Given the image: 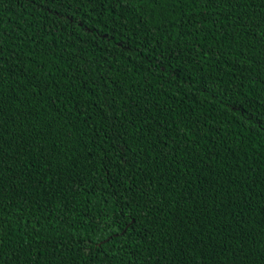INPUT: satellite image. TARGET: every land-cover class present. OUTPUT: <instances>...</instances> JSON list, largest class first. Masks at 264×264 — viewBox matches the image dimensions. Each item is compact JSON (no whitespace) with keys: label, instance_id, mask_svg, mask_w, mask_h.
<instances>
[{"label":"trees","instance_id":"trees-1","mask_svg":"<svg viewBox=\"0 0 264 264\" xmlns=\"http://www.w3.org/2000/svg\"><path fill=\"white\" fill-rule=\"evenodd\" d=\"M0 264H264V0H0Z\"/></svg>","mask_w":264,"mask_h":264}]
</instances>
